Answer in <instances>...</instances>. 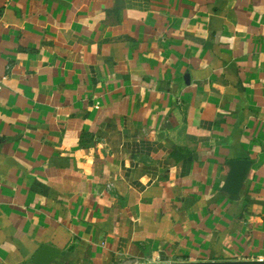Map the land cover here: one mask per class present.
I'll return each mask as SVG.
<instances>
[{
	"label": "crops",
	"instance_id": "crops-1",
	"mask_svg": "<svg viewBox=\"0 0 264 264\" xmlns=\"http://www.w3.org/2000/svg\"><path fill=\"white\" fill-rule=\"evenodd\" d=\"M43 244L264 259V0H0V264Z\"/></svg>",
	"mask_w": 264,
	"mask_h": 264
},
{
	"label": "water",
	"instance_id": "water-1",
	"mask_svg": "<svg viewBox=\"0 0 264 264\" xmlns=\"http://www.w3.org/2000/svg\"><path fill=\"white\" fill-rule=\"evenodd\" d=\"M248 159H234L228 162L229 171L221 189L230 196H237L242 182L250 167ZM59 250L48 244L41 245L34 253L31 262L33 264H49L56 258ZM139 264H264V259H223V260H172V261H149Z\"/></svg>",
	"mask_w": 264,
	"mask_h": 264
}]
</instances>
